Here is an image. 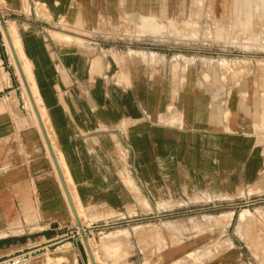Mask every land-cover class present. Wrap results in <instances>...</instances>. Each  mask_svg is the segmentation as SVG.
I'll use <instances>...</instances> for the list:
<instances>
[{"label": "crops", "instance_id": "crops-1", "mask_svg": "<svg viewBox=\"0 0 264 264\" xmlns=\"http://www.w3.org/2000/svg\"><path fill=\"white\" fill-rule=\"evenodd\" d=\"M5 3L26 61L11 63L25 81L29 66L56 150L40 113L38 126L12 94L22 85L15 70L0 89V259L37 247L23 264H99L92 240L108 264H195L193 249L198 264L264 262L237 207L264 202L259 76L230 88L200 46L191 55L176 37L164 53L162 38L127 29L140 17L185 15L190 0ZM0 59L5 69L1 49ZM138 217L149 221L95 233Z\"/></svg>", "mask_w": 264, "mask_h": 264}, {"label": "rangeland", "instance_id": "rangeland-1", "mask_svg": "<svg viewBox=\"0 0 264 264\" xmlns=\"http://www.w3.org/2000/svg\"><path fill=\"white\" fill-rule=\"evenodd\" d=\"M189 5L190 11H187L185 15L175 13V15L172 16L171 14L169 17L161 15L154 16L152 20L154 19L155 22H145L142 24V19L140 17L137 20H131L128 23L127 29L129 31L140 30L145 34H149L148 36L151 35L158 39L162 38L163 40L161 41L154 40L156 43L155 46L160 50H163L165 47L170 48L168 42H170L171 39L184 37L186 39V44L189 46L188 48L191 50L189 54H195L198 46H200V49L204 52L203 55L214 63V67L217 68V72L221 75L226 86L232 88L240 84L242 79L247 75L254 74L259 76L257 86L264 88V0H190ZM10 17L11 14L6 6L5 0H0V49L7 58L4 62L5 69L1 68L0 70V89L3 87L7 90L6 86L12 84V82L10 83V76H12L13 72L16 70L22 85L19 90H16L17 86L14 84L11 88L15 89L12 94L19 95L22 104L29 112L32 111V115L37 123L32 106L28 101L30 100V95L26 83H28L29 86V81L31 80L29 66L26 65L27 63L23 65L26 82L22 73L18 71L16 65H14L15 63L13 61L11 63L10 60V57L12 60L14 58L10 45L12 39L14 42H18V56L21 57L23 62H26L22 54V44L18 37V31L12 23H7ZM3 23L6 24V28L2 25ZM9 29L10 34L8 32ZM164 38L169 40L165 41ZM163 51H165L164 53L167 52L166 50ZM178 53V51L172 50L169 57L177 55ZM30 87L29 89L31 93H33V87ZM39 100L41 101V99ZM39 104H41V102H39ZM38 108L42 111L39 105ZM45 127L51 138L53 148L56 150L47 122ZM260 202L262 201L245 200L239 202L237 206L240 209L243 208L242 220L248 221V225L251 224V232L254 236L253 240L254 242L257 240L258 243L254 246L256 254H259V251L264 253V202L262 204ZM78 206L80 207L79 212L81 214V204L79 201ZM244 208L248 209L244 210ZM224 219H227L226 215H224ZM147 221L149 220H147L146 217H138L137 219L135 218L134 221L124 219L118 221L114 220L111 222V225L104 229L96 230L95 233L98 237H101L108 231L121 228L130 222L134 225L145 224ZM141 227V232L144 235L151 234L149 227ZM216 233L217 231L212 225L209 231L212 239L215 237ZM88 243L99 264H108L100 255L101 253H99V248L96 247V242L88 240ZM210 243L213 244L214 241L211 240ZM102 245L107 247L105 241L102 242ZM222 248L223 247L209 246L208 254ZM154 249L157 251L161 248L158 247ZM115 255V251H113V253L107 252V257L111 256L113 258ZM188 258L193 259L195 264H198L201 260L199 250H191L188 254ZM260 264H264V262Z\"/></svg>", "mask_w": 264, "mask_h": 264}, {"label": "built area", "instance_id": "built-area-1", "mask_svg": "<svg viewBox=\"0 0 264 264\" xmlns=\"http://www.w3.org/2000/svg\"><path fill=\"white\" fill-rule=\"evenodd\" d=\"M1 68H3V61L0 60V70ZM118 220H121V219H117ZM114 220H107V221H104L100 224H97V230H101V229H104L105 227L111 225V222H113ZM78 233H80V235L82 236H87L88 235V232L90 233L91 230L90 229H87V230H81L80 227H79V230H77ZM99 232H103V231H99ZM39 248L37 247H32V248H28V249H25V250H21L19 252H15V253H12L4 258H1L0 259V264H23L27 258H29L30 256L34 255L35 253L39 252Z\"/></svg>", "mask_w": 264, "mask_h": 264}, {"label": "bare ground", "instance_id": "bare-ground-1", "mask_svg": "<svg viewBox=\"0 0 264 264\" xmlns=\"http://www.w3.org/2000/svg\"><path fill=\"white\" fill-rule=\"evenodd\" d=\"M3 26H4V28H6V24L5 23H3L2 24ZM11 30H12V27H11ZM8 32H9V34H10V29L8 30ZM8 32L6 31V34L8 35ZM68 39V38H67ZM17 44H18V42L17 41H15L14 42V40H12V41H10V45H11V48H12V53H13V55L17 58V60H18V55H17V53H18V50H17ZM17 51V52H16ZM19 54H20V52H19ZM21 55V54H20ZM18 62H19V60H18ZM24 69V68H23ZM24 73H25V70H24ZM30 73V78H31V80L29 81V86H28V83H26V85H27V87H28V90H29V95H30V100H29V102H30V104H31V106H32V109H33V112H34V114H35V118H36V121H37V123L39 124V126H40V122H39V119H38V115H37V111L40 113V118H41V120H42V123H43V126L45 127V124H46V122H47V120H46V118H45V112H44V108L42 107V106H40V104H39V102H40V97H39V92H38V89H37V87H36V85H35V83L33 82V78H32V73H31V71L29 72ZM28 80V79H27ZM30 84H31V87H30ZM29 87L30 88H32L33 87V93H31V91H30V89H29ZM38 105H39V107L40 108H42L41 110L42 111H40V109L38 108ZM46 130V129H45ZM47 142V141H46ZM61 164V163H60ZM62 171V170H61ZM64 174V173H63ZM64 178H65V174H64ZM65 181H66V179H65ZM66 184H67V182H66ZM63 185V184H62ZM68 185V184H67ZM80 213V212H79ZM74 214V213H73ZM88 243V242H87ZM88 245V247H89V249L91 250V248H90V245H89V243L87 244ZM91 252H92V250H91Z\"/></svg>", "mask_w": 264, "mask_h": 264}]
</instances>
